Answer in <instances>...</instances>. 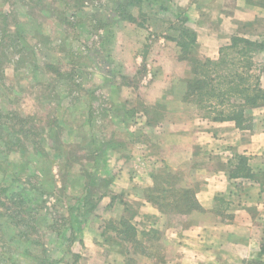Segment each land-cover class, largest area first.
Instances as JSON below:
<instances>
[{
  "label": "rangeland",
  "instance_id": "1",
  "mask_svg": "<svg viewBox=\"0 0 264 264\" xmlns=\"http://www.w3.org/2000/svg\"><path fill=\"white\" fill-rule=\"evenodd\" d=\"M126 1L0 0V264H28L30 246L54 239L47 228L58 233L56 242L68 244L65 230L77 228L86 212L79 206L86 188L94 203L110 180H100L97 173L102 153L137 137L129 133L134 120L124 117V110L137 107L151 115L150 123L157 122L165 109L144 105L148 86H173L177 99L184 92L188 61L182 65L179 48L167 44L163 49L156 41L172 24L181 26L174 18L178 11L169 0H160L170 8L158 15V1L141 0L126 7L136 20L127 30L120 28L117 10ZM150 18L160 22L158 31L143 30ZM243 28L264 39V17L256 27ZM138 36L150 40L134 43ZM256 60L264 66V53ZM160 69L170 72L163 76ZM261 82L264 86V72ZM138 141L151 143L145 133ZM164 170L156 171L148 193L167 201L177 193L182 175L170 173L176 186L173 182L164 194ZM161 204L163 212L173 211ZM118 222L110 225L118 227ZM173 223L167 219V225Z\"/></svg>",
  "mask_w": 264,
  "mask_h": 264
},
{
  "label": "crops",
  "instance_id": "2",
  "mask_svg": "<svg viewBox=\"0 0 264 264\" xmlns=\"http://www.w3.org/2000/svg\"><path fill=\"white\" fill-rule=\"evenodd\" d=\"M169 3L178 11L174 18L185 17L183 25L195 32L200 57L217 58L220 47L234 35L262 40L243 27H256L257 19L264 17V0ZM161 10L154 9L158 15L163 13ZM159 23L150 18L143 30L158 31ZM119 24L127 30L134 25L124 19ZM179 27L172 24V29L163 31V37H157L161 48L172 45L180 51L176 43ZM139 37L131 40H150L148 36V40ZM175 55L177 59V52ZM173 56L168 55L172 59ZM179 62L186 65L185 60ZM160 70L163 76L170 72ZM172 88L148 86L144 105L159 104L165 109L157 122L150 123L151 115L137 107L124 110V117L134 120L129 133L137 137L116 142L102 153L104 164L97 173L110 179L105 192L85 212L77 228L65 230L67 239L70 236L68 244L56 242L58 233L47 228L46 235L54 234V239L30 246L25 251L28 264H264V106L251 109L250 128H240L234 121L202 117L193 103L183 100V94L174 98ZM141 133L159 151L153 153L151 143H140ZM240 156L245 158L248 176L238 173ZM159 168L180 172V185L195 189L201 209L189 213L160 210L147 195L154 187V174ZM122 218L135 226L138 239L152 228L162 235L147 246L146 253H128L127 243L110 225ZM171 218L174 223L167 225ZM187 219L192 222L180 223ZM161 240L167 242L166 246H161Z\"/></svg>",
  "mask_w": 264,
  "mask_h": 264
},
{
  "label": "trees",
  "instance_id": "3",
  "mask_svg": "<svg viewBox=\"0 0 264 264\" xmlns=\"http://www.w3.org/2000/svg\"><path fill=\"white\" fill-rule=\"evenodd\" d=\"M140 1L127 0L125 6L120 5L117 9L120 11V17L135 22L134 16L129 9L126 10V7ZM154 1H158L162 9H169V6L161 4L160 0ZM180 19L181 26L178 28L179 35L176 43L180 47V59L188 61L190 66V75L185 80L183 100L193 103L204 118L213 121L230 120L234 121L237 127L250 128L253 121L251 109L264 106V86L261 83L264 66L256 60L258 54L264 53V39L258 41L234 35L228 44L220 47L217 58L200 57L195 32L183 25L185 17ZM0 115L3 114L0 112ZM238 160L240 166L238 173L248 176L245 158L240 156ZM164 171L166 176L162 177V182L165 183L161 186V191L167 194L173 189L174 179H171V172ZM178 187L172 200L165 201L158 194L154 196L150 194L152 190L147 195L160 210H162L161 202L171 205L174 212L189 213L192 210L201 209L193 189L181 185ZM90 197L91 194L86 188L81 199L84 205L82 208L85 207L86 211L94 205ZM118 223V227L113 225L111 227L127 243L128 253H145L147 246L151 245L153 240L158 241L162 235L159 230L152 228L142 232L141 239H138L136 228L129 220L122 218Z\"/></svg>",
  "mask_w": 264,
  "mask_h": 264
}]
</instances>
